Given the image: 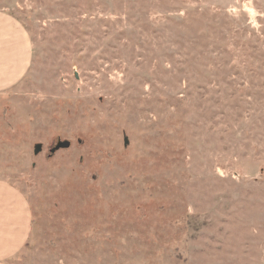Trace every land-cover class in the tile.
Listing matches in <instances>:
<instances>
[{
	"label": "rangeland",
	"instance_id": "rangeland-1",
	"mask_svg": "<svg viewBox=\"0 0 264 264\" xmlns=\"http://www.w3.org/2000/svg\"><path fill=\"white\" fill-rule=\"evenodd\" d=\"M13 24L0 264H264V0H0V70Z\"/></svg>",
	"mask_w": 264,
	"mask_h": 264
},
{
	"label": "crops",
	"instance_id": "crops-1",
	"mask_svg": "<svg viewBox=\"0 0 264 264\" xmlns=\"http://www.w3.org/2000/svg\"><path fill=\"white\" fill-rule=\"evenodd\" d=\"M14 25V24H13ZM16 32L15 35L13 36L14 39L17 40L16 46L17 50L14 51H19L21 56H17L16 59H14L15 63L13 64V68L10 70H0V82L4 81L5 78L8 77L9 74H11V77L13 75V78L15 79L18 77L20 73V69L23 67V63L26 61V55L29 53V45L25 42L26 37L22 36L23 31L16 27L15 25L13 26L12 33ZM11 32V31H10ZM18 44L20 46H18ZM21 48V49H19ZM20 59V62L18 61ZM1 65V64H0ZM22 66V67H20ZM4 75V76H2ZM10 79V78H9ZM21 224H23V221H21ZM19 228H11L10 234H9V239H6L3 244H0V255H8L12 253L23 241L25 235H26V229L27 226H20L18 225ZM10 252V253H9ZM2 264V263H1Z\"/></svg>",
	"mask_w": 264,
	"mask_h": 264
},
{
	"label": "water",
	"instance_id": "water-1",
	"mask_svg": "<svg viewBox=\"0 0 264 264\" xmlns=\"http://www.w3.org/2000/svg\"><path fill=\"white\" fill-rule=\"evenodd\" d=\"M69 145H70L69 140H59L57 142L55 148L53 149V151L58 149V148H67V147H69Z\"/></svg>",
	"mask_w": 264,
	"mask_h": 264
}]
</instances>
